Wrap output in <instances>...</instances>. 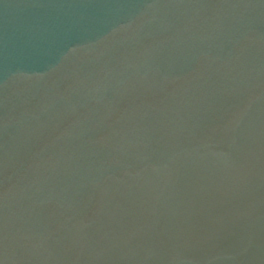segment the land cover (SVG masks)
I'll use <instances>...</instances> for the list:
<instances>
[{
  "label": "water",
  "instance_id": "obj_1",
  "mask_svg": "<svg viewBox=\"0 0 264 264\" xmlns=\"http://www.w3.org/2000/svg\"><path fill=\"white\" fill-rule=\"evenodd\" d=\"M0 264H264V0H0Z\"/></svg>",
  "mask_w": 264,
  "mask_h": 264
}]
</instances>
